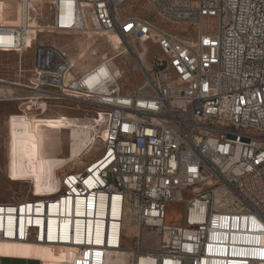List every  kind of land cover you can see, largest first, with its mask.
I'll return each instance as SVG.
<instances>
[{
	"label": "built area",
	"instance_id": "1",
	"mask_svg": "<svg viewBox=\"0 0 264 264\" xmlns=\"http://www.w3.org/2000/svg\"><path fill=\"white\" fill-rule=\"evenodd\" d=\"M0 1L23 9L18 23L0 21V50L35 45L29 84L14 82L34 91L24 110L81 101L94 138L106 135L55 193L0 201V246L71 248L65 264H264V0ZM99 32L122 38L116 54L136 61L141 82L122 80L116 56L79 70L39 40ZM175 202L183 225L167 222ZM145 232L157 248L143 247Z\"/></svg>",
	"mask_w": 264,
	"mask_h": 264
},
{
	"label": "rangeland",
	"instance_id": "2",
	"mask_svg": "<svg viewBox=\"0 0 264 264\" xmlns=\"http://www.w3.org/2000/svg\"><path fill=\"white\" fill-rule=\"evenodd\" d=\"M22 7L0 2V21L15 23L17 22V11ZM33 21L35 14L32 11ZM39 40L45 43H55L56 46L71 58L79 70L90 67L102 58L116 56L113 62L117 66L123 67L126 70L122 80L127 84L139 83L143 79L140 71L134 72L133 66L136 61L128 55H117L116 48L122 47L124 42L122 38L114 33H59L46 35L39 34ZM114 42L117 44L114 45ZM38 43V37L37 41ZM150 43V42H149ZM32 44V43H31ZM30 44V45H31ZM151 44V43H150ZM152 51L157 52V48L152 46ZM35 45L23 52L13 53L8 57L0 56V70L2 78L20 82L21 84H29L31 77V69L34 66ZM130 57V58H129ZM129 58V59H128ZM128 59V64L124 65V60ZM21 68L23 71L21 72ZM131 74H134L131 77ZM10 86L8 83H2L0 87ZM13 86V85H11ZM28 97L31 94L24 91H17L15 94L1 93L0 94V201H9L13 199H26L32 197L31 181L21 180L13 181L9 178V153H10V137H9V116L13 113H23L26 110L25 105L21 110L12 112V102L16 97ZM23 103L24 100L20 99ZM29 103V102H28ZM27 103V104H28ZM92 106L81 102H53L45 113H40L35 109L27 110L31 118H44L55 116H66L74 123L89 127L90 116L93 113ZM42 134V153L44 156H69L71 149V131L69 129H48L43 128ZM90 146L82 152L81 161H70L61 169L59 174L71 172V170H80L85 164L95 160L103 151V139L98 135V140L93 134ZM185 204L180 202L172 203L168 206L167 222L174 225H183L185 223ZM124 237L123 245L130 246L134 238L127 231ZM143 247L145 249H155L159 245V237L156 233L143 234Z\"/></svg>",
	"mask_w": 264,
	"mask_h": 264
},
{
	"label": "bare ground",
	"instance_id": "3",
	"mask_svg": "<svg viewBox=\"0 0 264 264\" xmlns=\"http://www.w3.org/2000/svg\"><path fill=\"white\" fill-rule=\"evenodd\" d=\"M2 2V1H0ZM210 3H218V0H209ZM19 10V9H18ZM19 17L16 24L23 15V9L18 11ZM35 21L31 23L34 25ZM34 28H29L26 36L28 45L32 43ZM117 43L114 42V45ZM112 62L114 70L118 66ZM68 67H75L72 59H67ZM87 84V75H80L79 85ZM9 178L13 181H31L36 195L53 194L59 187V172L65 164L70 161L80 162L82 152L90 146L92 136L90 129L74 123L66 116L31 118L25 111L23 113H13L9 116ZM43 128L48 129H69L71 131V149L69 156H44L42 153V134ZM103 142H106V135H100ZM92 142V141H91ZM62 174H69L62 173ZM222 201H220L221 203ZM227 207V206H223ZM135 230H128L133 234ZM111 264H126L124 257L117 259L111 258Z\"/></svg>",
	"mask_w": 264,
	"mask_h": 264
},
{
	"label": "crops",
	"instance_id": "4",
	"mask_svg": "<svg viewBox=\"0 0 264 264\" xmlns=\"http://www.w3.org/2000/svg\"><path fill=\"white\" fill-rule=\"evenodd\" d=\"M13 53L16 52L0 50V56L3 58L8 57ZM2 77L3 75L0 73V85H2V83H8L10 86L0 87V94H15L17 91H24L31 95L34 94L32 89L16 85L14 81ZM21 98L25 97L19 96L14 98L16 101L12 102V110L10 113L21 110V107L23 106V103L19 101ZM0 249L3 253L0 255V264H65L66 260H71L73 257L71 248L63 246H36L3 243L1 244Z\"/></svg>",
	"mask_w": 264,
	"mask_h": 264
}]
</instances>
